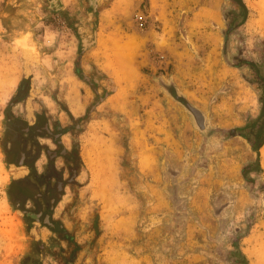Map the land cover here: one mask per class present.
Here are the masks:
<instances>
[{
	"label": "rangeland",
	"instance_id": "obj_1",
	"mask_svg": "<svg viewBox=\"0 0 264 264\" xmlns=\"http://www.w3.org/2000/svg\"><path fill=\"white\" fill-rule=\"evenodd\" d=\"M244 2L224 57L226 0H0V264H264V163L231 134L259 106L256 84L228 63L238 46L262 58L256 0ZM125 45L136 73L118 81L113 50ZM8 116L50 120L76 143L56 230L26 217L32 202L24 212L9 200L6 144L44 138L15 135L17 123L8 133ZM95 136L117 148L106 186L86 162Z\"/></svg>",
	"mask_w": 264,
	"mask_h": 264
},
{
	"label": "trees",
	"instance_id": "obj_2",
	"mask_svg": "<svg viewBox=\"0 0 264 264\" xmlns=\"http://www.w3.org/2000/svg\"><path fill=\"white\" fill-rule=\"evenodd\" d=\"M230 3L229 8H222V19L225 22V28L222 30V36H223V56H227V47L228 43L230 42L232 35H234L235 32L240 34L239 29L246 23L249 15V9L244 2V0H226ZM245 52V46L243 47H237L236 54L232 55V58L234 62H231L230 60L228 63L231 66L236 67L241 71L242 76L244 79H246L250 84H256L259 93L257 96V102H258V114L255 117H250L247 119L246 123L238 128L232 129L231 134L232 135H239L243 137L250 145L251 149L256 153V162L260 168L259 160H260V149L264 145V42H263V50L261 52L262 58L260 62H256L253 58H247L244 55ZM247 68L250 70L252 77L247 76L243 69ZM78 77L79 74L77 73ZM83 79V78H82ZM23 86L20 83L17 92L16 97L14 100L19 102L21 101L25 94H22ZM187 106H189L193 111H198L194 106H192L189 102H185ZM8 126L7 131L11 134V128L12 126L16 125L15 127V135L16 134H25L21 129L26 125V123H23L20 118H17L15 116H8ZM37 127H32L30 132H34L37 134L36 131ZM28 134V133H27ZM9 144V143H8ZM4 153L7 154L6 149L4 148ZM34 159V158H33ZM6 160H8L6 158ZM30 167V178L29 182H31L30 187H24L21 186L23 184L24 180H14L12 179L7 190V194L9 197L10 202L15 208L23 209L22 206H17V202L20 200L21 202L25 201L26 199L30 198L32 201H35L34 196V183L35 180L40 174L35 170L33 167V164L31 163L29 165ZM248 171L247 167H244L242 170V174L245 176L246 172ZM34 178V180L32 179ZM27 218L33 219L29 215H26ZM50 230H54L53 228L49 227Z\"/></svg>",
	"mask_w": 264,
	"mask_h": 264
},
{
	"label": "flooded vegetation",
	"instance_id": "obj_3",
	"mask_svg": "<svg viewBox=\"0 0 264 264\" xmlns=\"http://www.w3.org/2000/svg\"><path fill=\"white\" fill-rule=\"evenodd\" d=\"M96 5V3H94ZM86 82H91V79L84 77ZM95 82V81H94ZM195 118L198 123L203 121L204 117L199 111H193ZM78 115V114H77ZM47 124L48 131L44 128ZM38 134L46 136L49 140H43L35 144H52L51 147L44 146V155L47 160L42 166V172H39L40 176L36 178L35 182V194L33 196L35 201L28 198L25 201L17 202V206H22L23 211H26L24 207L28 208V202L33 203V210L36 213H40V221L49 215V220L52 223V227L56 230V222L52 220L51 213L57 208L60 203V198H63L64 191L69 184H72L77 177V165L79 163L77 158V146L72 140L68 146H63V141L60 139L63 137L64 129L56 126L52 127L49 123H43L39 128L36 129ZM11 144V143H9ZM15 144V143H14ZM21 144V143H20ZM57 158H61V162L57 165L55 161ZM32 184L29 180H24L21 186L30 187ZM53 200V202H52ZM61 227V225H58Z\"/></svg>",
	"mask_w": 264,
	"mask_h": 264
},
{
	"label": "bare ground",
	"instance_id": "obj_4",
	"mask_svg": "<svg viewBox=\"0 0 264 264\" xmlns=\"http://www.w3.org/2000/svg\"><path fill=\"white\" fill-rule=\"evenodd\" d=\"M252 8L254 9L256 16H257L256 18L257 25L264 30V0H256L255 4L252 5ZM113 56L114 57L112 60L113 61L112 71L116 74V79L118 81L122 79L125 80L129 78V76L130 77L134 76V74L136 73V69L133 64V60H132L133 54H132V49L130 48V45L115 47L113 50ZM91 143H92L91 146L93 147V150L91 148V151H93L94 154L93 153L92 154L94 155V157H92L93 155L89 151H87L86 152V162L89 164V166L93 167L94 180H97L99 182L101 181V183L104 182V185H105L111 180L110 179L111 176L109 175L110 173L108 174V171L106 172V170H108L106 168L107 166L108 167L111 166V161H112L111 157L113 153L115 152V149L117 148H114L115 147L114 144L113 145L109 143L107 144L101 137H96V136L94 137V141H92ZM96 153H97V156H96ZM260 154H261L262 162L264 163V145L260 149ZM104 158H107L108 160L104 161L106 160ZM12 172L13 171H11V173ZM111 183H114V182L112 181ZM108 187L109 185H107V188ZM110 187H112V185H110ZM107 191L108 190H106V192Z\"/></svg>",
	"mask_w": 264,
	"mask_h": 264
},
{
	"label": "crops",
	"instance_id": "obj_5",
	"mask_svg": "<svg viewBox=\"0 0 264 264\" xmlns=\"http://www.w3.org/2000/svg\"><path fill=\"white\" fill-rule=\"evenodd\" d=\"M49 121L50 120L44 122V124L49 123ZM32 127H34V128L37 127V124L35 122H33V123H27L26 125H24V127L21 129L25 133V134H23V136L28 135L30 133ZM60 127H63V126H60ZM44 128L48 131L47 124L44 126ZM65 132L66 131H64L63 137L60 139L61 141H63L64 144H61V145H63L64 147L68 146V144H66L64 142ZM41 137L44 138L45 141L49 140L46 136H44L42 134H38V133H37L35 138L39 139ZM25 141H27V140H25ZM50 145H52V144H29L28 141L25 142V144H6L5 149L7 151V154L4 153L5 154L4 156L8 159V163L11 166V171H13L12 173L14 175H18V176H14L12 174V179H14V180H26V179L30 178V167H29V165L31 163L33 165L37 164L38 160H40L43 156H45L44 155L45 153L43 151L44 146L51 147ZM58 159H61V158H57L55 161L57 162ZM21 162H22V164H21ZM37 172L39 173V172H41V170L37 171ZM45 226H47V225H45ZM49 227L50 226H48V228Z\"/></svg>",
	"mask_w": 264,
	"mask_h": 264
},
{
	"label": "water",
	"instance_id": "obj_6",
	"mask_svg": "<svg viewBox=\"0 0 264 264\" xmlns=\"http://www.w3.org/2000/svg\"><path fill=\"white\" fill-rule=\"evenodd\" d=\"M83 43L86 45V40H83ZM159 83H160V85L164 88V90L169 94V95H171L172 97H174L176 100H180V98H182L183 97V95L180 93V92H178V91H175V93H173L172 92V88H171V86L170 85H166V84H164V82H162L161 80H159ZM185 106H186V108L189 110V112H190V114H191V117L193 118V120H194V122H195V124L197 125L198 124V122H197V120H196V118H195V114H194V112H193V110L189 107V106H187L186 104H185ZM199 125V124H198ZM21 164H22V162H21ZM52 202H53V200H52ZM32 218H34L36 221H40V213H28ZM42 222L45 224V225H47V226H50V227H52L53 225H52V223H51V221L49 220V215H46L43 219H42Z\"/></svg>",
	"mask_w": 264,
	"mask_h": 264
}]
</instances>
